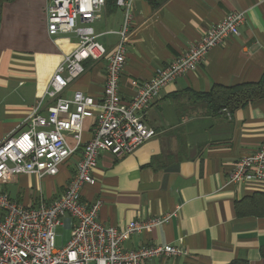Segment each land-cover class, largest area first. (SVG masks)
<instances>
[{
  "label": "crops",
  "instance_id": "0c3cea01",
  "mask_svg": "<svg viewBox=\"0 0 264 264\" xmlns=\"http://www.w3.org/2000/svg\"><path fill=\"white\" fill-rule=\"evenodd\" d=\"M47 0L5 2L0 16V141L17 132L40 99L63 56L77 43L73 34L49 35ZM133 22L126 42L119 94L128 101L133 79H149L155 70L186 50L204 30L231 11H244L239 34L212 47L204 61L160 91L145 122L156 134L120 157L101 152L92 171L94 184L81 197L100 202L97 218L106 226L124 227L177 210L169 220L127 236L122 247L173 244L187 255L159 256L142 264H264V215H238L235 201L253 191L226 184L237 158L256 150L264 139V98L226 113L207 114L190 92L215 84L256 81L264 70V0L133 1ZM123 10L106 0L93 21L97 40L107 51L118 40L115 31ZM106 58L86 60L84 72L62 92L75 90L101 98ZM50 100L44 97L41 112ZM21 128V127H20ZM19 128V129H20ZM93 119L84 121L82 140L92 136ZM79 151L59 166L57 174L38 178L17 174L4 184L12 199L30 205L39 196L56 200L75 172ZM74 225L64 216L61 226ZM60 226V225H59ZM69 232V233H70Z\"/></svg>",
  "mask_w": 264,
  "mask_h": 264
},
{
  "label": "built area",
  "instance_id": "2783aa9c",
  "mask_svg": "<svg viewBox=\"0 0 264 264\" xmlns=\"http://www.w3.org/2000/svg\"><path fill=\"white\" fill-rule=\"evenodd\" d=\"M133 1L115 0L123 10V19L115 31L118 40L107 51L96 39L92 25L106 0H47L48 34H73L77 43L56 66L43 96L17 126V132L7 134L0 141V264H142L154 257L188 254L186 248L173 244L122 247L127 236L150 230L176 215L177 210L147 221L131 220L116 228L101 223L97 218L100 202L88 203L80 192L83 185L94 184L92 171L101 152L120 157L156 134L145 117L161 89L196 68L212 47L238 35L245 13H227L208 26L200 39L179 56L158 67L149 79H133L135 91L124 101L119 94V80L133 22ZM104 57L105 79L100 99L80 90L69 97L62 96L68 85L84 72L86 60L98 61ZM44 97L50 100L45 113L41 112ZM222 110L228 113L226 108ZM87 118L93 119L92 136L83 141ZM78 151L75 172L56 200L48 202L39 196L36 203L25 205L12 199L4 188L7 181L21 173L38 178L53 176ZM226 184L264 189V139L256 150L237 158ZM66 215L74 225L67 243L58 247L56 228Z\"/></svg>",
  "mask_w": 264,
  "mask_h": 264
},
{
  "label": "trees",
  "instance_id": "16d2710c",
  "mask_svg": "<svg viewBox=\"0 0 264 264\" xmlns=\"http://www.w3.org/2000/svg\"><path fill=\"white\" fill-rule=\"evenodd\" d=\"M9 1L12 0H0V16L2 5ZM112 1L116 5L115 0ZM150 1L156 6L162 0ZM187 91L191 94L192 102L202 107L207 114L220 112L223 108L232 113L250 102L264 98V70L256 81L228 85L215 83L207 91ZM235 211L238 215H264V191H253L236 200Z\"/></svg>",
  "mask_w": 264,
  "mask_h": 264
},
{
  "label": "rangeland",
  "instance_id": "374dc122",
  "mask_svg": "<svg viewBox=\"0 0 264 264\" xmlns=\"http://www.w3.org/2000/svg\"><path fill=\"white\" fill-rule=\"evenodd\" d=\"M69 232H70L69 229H65L61 225L56 228V246H58V247L59 246H63V245H65L67 243V241H68V239L70 237V233Z\"/></svg>",
  "mask_w": 264,
  "mask_h": 264
}]
</instances>
